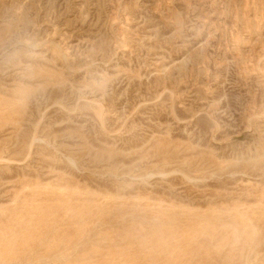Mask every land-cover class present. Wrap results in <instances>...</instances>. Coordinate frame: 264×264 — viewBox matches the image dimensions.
<instances>
[{
  "label": "rangeland",
  "instance_id": "1",
  "mask_svg": "<svg viewBox=\"0 0 264 264\" xmlns=\"http://www.w3.org/2000/svg\"><path fill=\"white\" fill-rule=\"evenodd\" d=\"M0 264H264V0H0Z\"/></svg>",
  "mask_w": 264,
  "mask_h": 264
}]
</instances>
